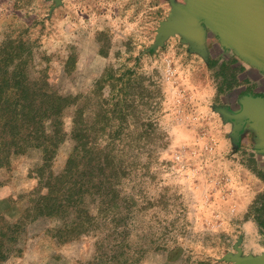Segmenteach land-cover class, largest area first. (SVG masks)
Instances as JSON below:
<instances>
[{"label": "rangeland", "instance_id": "1", "mask_svg": "<svg viewBox=\"0 0 264 264\" xmlns=\"http://www.w3.org/2000/svg\"><path fill=\"white\" fill-rule=\"evenodd\" d=\"M176 2L0 0V80L10 77L0 102L30 84L65 99L49 161L30 148L0 165V264H231L226 255L263 253L264 172L221 111L256 83L210 30L208 59L181 32L157 41ZM94 117L115 185L103 190L107 176L92 170L101 189L79 214L88 225L65 235L61 208L34 220L25 209L46 191L39 168L61 182L72 125Z\"/></svg>", "mask_w": 264, "mask_h": 264}, {"label": "trees", "instance_id": "2", "mask_svg": "<svg viewBox=\"0 0 264 264\" xmlns=\"http://www.w3.org/2000/svg\"><path fill=\"white\" fill-rule=\"evenodd\" d=\"M210 66V62L208 63ZM2 86H8V73L1 75ZM17 99L14 102H0V165L7 164L12 155L22 154L30 148H39L41 160L49 161V155L53 153V142L56 131L49 128L52 122L60 120L64 108L65 99L46 88H38L34 85H19L17 87ZM72 125V137L74 140L73 153L63 172L56 176L61 180L58 184L49 181V174L43 175V168H39L40 179L46 191L43 194L34 195L31 207L27 206V213L33 215V220L38 217L57 216L55 207L61 208V213L66 216L67 227L65 235L73 232H82L80 229L88 225L87 217H80V212L95 201L94 194L99 193V186L93 180L94 170H103L107 176V186L103 190H113V178L117 174L112 156H108L106 147L94 144L99 139L96 130L97 120L91 119ZM63 138V137H62ZM62 140V139H60ZM90 142L92 145L87 146ZM94 145V146H93ZM44 166V164L42 165ZM93 170V171H92ZM260 175L264 179V173ZM54 181V180H53ZM47 184H51L48 185ZM99 197V195H98ZM264 226V218L260 219Z\"/></svg>", "mask_w": 264, "mask_h": 264}, {"label": "water", "instance_id": "3", "mask_svg": "<svg viewBox=\"0 0 264 264\" xmlns=\"http://www.w3.org/2000/svg\"><path fill=\"white\" fill-rule=\"evenodd\" d=\"M59 1V0H57ZM238 57L264 72V0H183L173 4L171 15L158 30L157 41L181 32L208 59L207 31ZM235 110L224 108L238 140L244 123L254 131V147L264 152V98L244 95ZM231 264H264V251L256 257L226 255Z\"/></svg>", "mask_w": 264, "mask_h": 264}, {"label": "crops", "instance_id": "4", "mask_svg": "<svg viewBox=\"0 0 264 264\" xmlns=\"http://www.w3.org/2000/svg\"><path fill=\"white\" fill-rule=\"evenodd\" d=\"M233 54L236 56V58H238V60L242 64L248 65L250 67V69H251L250 71L246 70V75L244 77L251 75V79L253 81H255V83H256L254 85V87H252L251 89H247L245 87H242V88L237 90L239 98L237 100H235V103L238 105V108H239L240 107L239 99H240V97H242L244 95H252L254 97H262V98H264V72L262 70L256 68V67L250 65L249 63L245 62L243 59L238 57L234 52H233ZM249 72H251V74ZM245 125H246V123H244L239 137L240 138L242 137V139L244 140V145L245 146H250V148H251L250 151L252 152V154L257 159V162L259 163V166L262 168V172H264V152H262V151H260V150H258L257 148L254 147V144H255V140H254L255 133H254V131H252L247 126L244 128ZM240 138H239V140L242 141V139H240ZM245 149H248V148L245 147Z\"/></svg>", "mask_w": 264, "mask_h": 264}]
</instances>
